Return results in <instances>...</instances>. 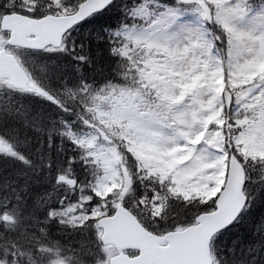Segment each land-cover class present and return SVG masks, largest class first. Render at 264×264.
<instances>
[{
	"label": "trees",
	"instance_id": "obj_1",
	"mask_svg": "<svg viewBox=\"0 0 264 264\" xmlns=\"http://www.w3.org/2000/svg\"><path fill=\"white\" fill-rule=\"evenodd\" d=\"M81 1L0 0V11L18 10L35 16L70 13ZM119 3L120 24L109 29L113 33L109 37L113 41L111 54L108 44L96 41L98 37L104 38L101 25L115 19V9L96 14L77 26L67 36L64 49L48 57L38 56V73L42 83L49 86L46 90L56 96L55 102L42 96L24 95L18 106L13 103L0 114V136L8 141L14 153V156L0 153V258L21 261L23 254L26 259L22 264H31L43 245L54 243L72 250L77 240L90 242L87 238L90 235L93 239L92 218L73 229L59 225L49 210L57 209L55 204L78 199L82 192L89 195L99 184L104 169L88 147V140L90 137L98 140L101 132L117 147L123 162L122 174L131 175V192H135L131 200L122 193H112L114 198L110 202L133 204L141 216L149 221L161 220L158 228L167 230L190 224L197 215L214 207L215 192L174 182L167 171L155 169V164H150L144 155V149L135 150L127 120L111 115L109 107H105L108 103L105 100L113 95L142 92L152 100V82L146 75L156 52L148 51L133 35L167 9L179 7V3L162 6V0H144L139 4L134 0H119ZM243 5L247 14H253L264 8V0H243ZM213 19L202 18L204 29L217 45L222 43L224 88L236 94L243 84L233 82L228 68L233 48L223 42L227 32L215 19L217 27L208 26ZM72 56L83 57L85 62L77 63ZM238 115L234 112L225 117L231 141L232 135L238 134L235 124ZM240 128L247 131L243 126ZM245 148L247 143L242 150H237V155L248 172L246 192L253 211L244 218L243 224L233 225L216 235L213 251L217 264H264V250L258 247L262 237L252 229L255 219L264 213V156H256ZM67 175L75 179V186L59 179ZM121 181L123 178L119 177L116 183ZM123 186V183L115 185L116 188ZM93 202L105 200L97 198Z\"/></svg>",
	"mask_w": 264,
	"mask_h": 264
},
{
	"label": "rangeland",
	"instance_id": "obj_2",
	"mask_svg": "<svg viewBox=\"0 0 264 264\" xmlns=\"http://www.w3.org/2000/svg\"><path fill=\"white\" fill-rule=\"evenodd\" d=\"M212 1L219 20L233 32L234 48L228 57L232 80L245 83V89L238 91L234 99L238 105L257 113V123L236 139L247 143L249 152L264 153V10L245 16L239 0ZM197 22L200 20L194 12L187 16L171 12L135 34L137 40L147 41L162 54L158 61L150 60L152 70L148 69L146 75L148 81L157 84L154 94L157 101L149 103L151 110L143 109L146 100L136 92L131 96H111L109 106L112 114L133 122L129 132L135 150L144 149L155 169L174 174L176 182L207 184L209 192L214 193L222 185V169L227 163L215 149L222 141L224 145L229 133L221 127V134L215 137L216 133L213 135L207 128L211 103L218 89L216 85L214 92L211 81L219 74V63L210 49L200 44ZM33 90L39 93L37 88ZM216 119L214 116L213 120ZM208 142H211L209 146ZM7 149L0 139V150ZM97 154L107 177L121 173L117 159L109 160L106 150L100 147Z\"/></svg>",
	"mask_w": 264,
	"mask_h": 264
},
{
	"label": "water",
	"instance_id": "obj_3",
	"mask_svg": "<svg viewBox=\"0 0 264 264\" xmlns=\"http://www.w3.org/2000/svg\"><path fill=\"white\" fill-rule=\"evenodd\" d=\"M107 0H86L79 10L71 16L56 17L48 15L41 19H27L23 16L11 15L12 20L21 19L22 32H15V36L21 44L31 47L42 48L47 44L56 46L61 44L64 33L74 24L84 20L91 13L100 10V6ZM31 33L36 35L32 41L25 36ZM226 97L229 94L226 93ZM246 174L243 166L232 158L227 179L222 191L216 199V208L197 217V224L183 231L170 232L163 237H156L141 227L136 218L124 207H119L112 217H105L99 221L103 227V241L112 242L119 246L128 247L137 245L144 251L139 257L129 259L118 257L113 264H213L211 253V240L215 234L226 229L237 214L244 208L247 196L244 194ZM136 228L143 234L140 238H133L134 232H120L117 228ZM122 231V230H121ZM133 238V239H132ZM167 241L164 247H153V243ZM134 243V244H133ZM140 243V244H137ZM152 244V245H151ZM146 245V246H142ZM121 247V248H122Z\"/></svg>",
	"mask_w": 264,
	"mask_h": 264
},
{
	"label": "flooded vegetation",
	"instance_id": "obj_4",
	"mask_svg": "<svg viewBox=\"0 0 264 264\" xmlns=\"http://www.w3.org/2000/svg\"><path fill=\"white\" fill-rule=\"evenodd\" d=\"M9 37L10 33L1 29L0 26V49L5 50L10 55H14L21 65L24 66L23 56L32 60V52L34 51L10 44L8 41ZM24 68L27 70L25 66ZM26 88L15 87L7 78L0 75V109L10 104L12 100L16 101L20 94L26 91ZM79 247L82 246H74L71 251H60L62 246L55 244L51 259L46 257L43 260H36V262L32 259V264H111V258L120 253L114 245H102L100 241L96 244H91L92 252L90 254H86L83 250H80L81 248L78 249ZM124 252L130 256L138 254L136 250H125ZM25 259V257H21L19 264H22V260Z\"/></svg>",
	"mask_w": 264,
	"mask_h": 264
},
{
	"label": "snow or ice",
	"instance_id": "obj_5",
	"mask_svg": "<svg viewBox=\"0 0 264 264\" xmlns=\"http://www.w3.org/2000/svg\"><path fill=\"white\" fill-rule=\"evenodd\" d=\"M135 3H143L144 0H134ZM183 4L184 0H162V6L163 5H167V4H172V5H176V4ZM213 9V14L215 11V5H211L210 6ZM109 9H115L116 10V16L114 20L111 21H107L105 22V24L101 25V33H104L105 36L104 38H97V44L100 43H105L109 45L108 51L111 54V45L113 43V41L109 38L111 35H113V33H111L109 31V29L114 28L116 26H118L120 24V3L119 0H107V2L105 4H102L100 6V12H107ZM85 22H88V18H85ZM208 26L212 27V28H216L217 27V23L215 20H210L208 22ZM223 42L227 43V37H223ZM83 47V45H81V48ZM73 52H75V47H73ZM73 60H75L77 63H84V59L83 57L77 58L75 56L71 57ZM253 211V207L252 204H247L246 203V207L241 209V211L237 214V216L234 218V220L231 222V224L226 225V227H231L233 225H237V224H243L244 222V218L246 216H248L250 213H252ZM253 232L262 237V243L258 245V247L261 250H264V213H261V215L255 219V223L252 226Z\"/></svg>",
	"mask_w": 264,
	"mask_h": 264
},
{
	"label": "bare ground",
	"instance_id": "obj_6",
	"mask_svg": "<svg viewBox=\"0 0 264 264\" xmlns=\"http://www.w3.org/2000/svg\"><path fill=\"white\" fill-rule=\"evenodd\" d=\"M97 221H98V219H97ZM93 225H94V222H93ZM75 246H82V247H79L78 249L81 248L80 250H83L86 254H90L92 252L91 243L88 241L77 240L75 242Z\"/></svg>",
	"mask_w": 264,
	"mask_h": 264
}]
</instances>
